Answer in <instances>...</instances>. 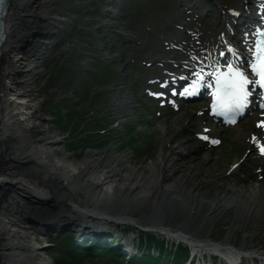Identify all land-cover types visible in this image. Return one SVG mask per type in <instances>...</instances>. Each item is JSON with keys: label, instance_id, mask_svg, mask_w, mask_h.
Returning <instances> with one entry per match:
<instances>
[{"label": "bare ground", "instance_id": "6f19581e", "mask_svg": "<svg viewBox=\"0 0 264 264\" xmlns=\"http://www.w3.org/2000/svg\"><path fill=\"white\" fill-rule=\"evenodd\" d=\"M63 1L4 0L1 8L0 264H53L44 254L45 245L36 236L38 230L45 229L36 222L41 218H61L70 223L82 221L86 229L95 228L85 237L97 244L114 243L113 239L119 233L106 228L104 223L147 227L155 234L185 240L199 249L218 251L227 259L242 257L254 264L256 258L246 254H264V251L247 246L244 240L237 247L232 244V239L237 229L246 228L248 220H258L261 214L264 220L263 188L220 185L214 193H207L203 188L204 180L192 168L187 171L183 163L182 156L188 153L185 151H191V147L186 141L174 143L171 129L158 127L160 155L143 165L133 161L132 153H118L114 147L102 152L89 150L83 159L72 160L65 151L59 155L61 140L54 134L52 126L42 123L46 120L44 107L34 97V92H42V88L39 73L32 71L31 64L40 58L36 52L47 25L61 22L55 14L60 11ZM207 1L202 0L203 3ZM209 1L219 8V12L210 25L199 23L194 33L200 37L188 42L190 51L177 53L181 55L177 62L163 59L169 67L178 68L176 63H179L178 70L187 73L192 85L201 80L193 72L211 68L210 61L214 62L218 53L244 63L248 61L249 36H228L226 26L233 25L240 14L249 22L251 17H257L262 6L256 0H233L229 6L222 0ZM183 18L193 19L187 15ZM37 67L39 64L33 66ZM179 80L187 81L172 76L167 80L169 87ZM132 103L116 100L118 120ZM254 122L262 126L264 112L257 113ZM208 127H203L205 133L209 132ZM239 138H251L264 146L248 131L240 130ZM149 207H153V211ZM231 208L235 209L236 215L230 219L231 230L225 238L214 245L208 238L200 236L207 234L216 223L226 222ZM196 211L199 215L191 219ZM178 215L179 221L176 220ZM52 228L56 227L47 228L49 234ZM251 230H247L244 237L252 235ZM258 230L253 231L257 233ZM144 232L139 230L138 233ZM132 241L129 235L122 247L115 245V248L126 251ZM149 247L156 249L158 246Z\"/></svg>", "mask_w": 264, "mask_h": 264}, {"label": "rangeland", "instance_id": "374dc122", "mask_svg": "<svg viewBox=\"0 0 264 264\" xmlns=\"http://www.w3.org/2000/svg\"><path fill=\"white\" fill-rule=\"evenodd\" d=\"M168 1L128 0V3L122 8L115 5L109 6L106 0H92V4L89 3L90 0H66L64 2L63 9L69 14V23L67 25L59 24V26L62 28L64 26L66 30L61 31L59 37L48 39L49 42L59 40L63 46L49 56L47 55L43 66L39 68L41 70L39 76L42 92H34V97L44 107L43 112L46 120L42 123L46 126H52L54 134L61 138L59 147L62 151L59 152V155H62V152L65 151L72 160L83 159L89 150L102 152L114 147L118 153H132L134 155L133 161L138 165L151 163L159 157L160 150L157 147L159 133L157 130L154 134L155 141L152 140V144L146 148L142 146L138 129H134L136 131V141L133 139L134 135L128 137V130H132L126 126L128 123L125 124L121 132L112 130L117 123L113 115V103L115 98L119 96L120 88L142 90L146 87L148 79L153 77L154 72L150 70L154 66L148 68L144 63L154 61V58L144 53L147 52L145 49L148 46L158 48L160 46L157 43L168 42L169 36H166V34L170 33L167 29L169 28V20L172 18L167 7ZM109 7L120 11L122 16L115 19L108 17L107 14L105 15V10ZM125 21H129V23L126 26L127 35L123 37L120 31H122V25ZM72 24L76 27L70 28ZM174 25H177L176 18ZM171 28L176 29L174 26ZM55 29H58V27ZM96 34L98 38L92 37ZM173 35L175 33H171V36ZM141 36L145 37V42L142 44L125 42L135 41ZM102 38L108 40L113 55H122L124 45L129 46L131 53L129 65L123 69L126 61L121 58L102 61L95 75L88 74L74 80L77 70L80 72V62L86 52L80 50L79 46L81 44L86 45V42L89 41L97 49V42L103 44ZM127 75L130 78L124 81L123 77ZM80 82L81 84L78 85ZM125 99L127 100L126 96ZM143 100L145 99L143 98ZM69 106L74 108L72 112L73 119H71ZM128 110L132 112L129 107ZM188 119H190L189 116L185 118L186 121ZM86 120H101L102 127L107 128V130L85 134L89 126L86 125ZM170 120L173 121V119ZM160 125L161 121H158L155 127L157 128ZM154 130L149 128L148 131L139 132L151 136ZM184 132L178 135L177 131L173 129V139L175 140L173 142L177 144L180 140L192 139L191 151L188 150L190 154L182 156V160L187 166V171L192 168L193 172L204 180V191L214 193L220 185L246 188L260 186L264 190L263 179L255 177L259 170V167L256 168L255 165H260V159L256 158L253 153L242 149L240 146L230 147L227 144L217 148L205 147L189 129L188 131L184 130ZM240 152H243V154H240ZM191 156L196 159L191 161ZM244 159L248 161L243 162ZM244 164L246 170L240 172ZM233 167L235 168L232 170ZM233 172L240 173L235 174ZM149 209L153 211V207H149ZM198 212H194L191 219H196L199 215ZM235 215V209L231 208L225 217L226 222L216 223L207 234L201 233L200 236H204L211 241L222 240L231 230L232 223L230 219L234 218ZM26 216L30 217L31 215L27 214ZM179 218L180 215L177 216L176 220L179 221ZM263 225V214L258 217V220L252 222L248 220L246 228L240 227L234 232L232 243L240 245L245 240L247 244L264 247ZM122 226L131 229V226ZM247 226H249V229H247ZM253 228L260 230L254 233ZM250 229H252V235H248L247 238L244 237L247 235V230ZM45 238H47L46 242L43 243L51 245L49 250L45 251V254L54 262L58 256L64 255L63 238L59 237L55 241L49 236ZM167 246L169 247V244ZM91 263L95 264L96 262L91 261ZM98 264H102V262Z\"/></svg>", "mask_w": 264, "mask_h": 264}, {"label": "snow or ice", "instance_id": "6c2138e0", "mask_svg": "<svg viewBox=\"0 0 264 264\" xmlns=\"http://www.w3.org/2000/svg\"><path fill=\"white\" fill-rule=\"evenodd\" d=\"M257 49L258 63L253 65V71L260 76V83L264 86V42L258 45ZM224 76L226 78L225 89L226 95L230 100V109L242 107L243 101L248 95L246 85L250 83L249 80L242 72L232 69L231 67L229 68V72L224 74ZM217 83L220 84L221 80L218 79ZM204 139H208V137H204ZM212 143L215 144L218 143V141L213 140ZM261 151L264 152V146H262Z\"/></svg>", "mask_w": 264, "mask_h": 264}, {"label": "water", "instance_id": "95a60500", "mask_svg": "<svg viewBox=\"0 0 264 264\" xmlns=\"http://www.w3.org/2000/svg\"><path fill=\"white\" fill-rule=\"evenodd\" d=\"M40 220H44V218H41Z\"/></svg>", "mask_w": 264, "mask_h": 264}]
</instances>
